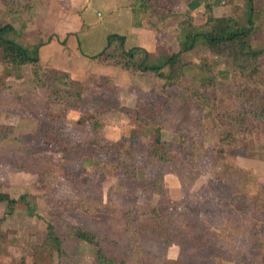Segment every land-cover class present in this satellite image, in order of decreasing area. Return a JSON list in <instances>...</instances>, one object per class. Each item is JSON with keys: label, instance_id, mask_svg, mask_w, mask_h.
I'll return each instance as SVG.
<instances>
[{"label": "rangeland", "instance_id": "rangeland-1", "mask_svg": "<svg viewBox=\"0 0 264 264\" xmlns=\"http://www.w3.org/2000/svg\"><path fill=\"white\" fill-rule=\"evenodd\" d=\"M32 1L0 0V27L6 24L3 23L6 19L4 11L5 14L28 12L32 17ZM169 1L173 2L171 17L164 24L166 30L158 34L170 31L176 39L179 24L185 18L186 0ZM96 4L83 13L89 22V40L94 43H98L102 32L111 30L107 25L109 12ZM202 12V8L193 12L194 22L199 26L205 22ZM234 18L245 22L244 14L239 11L234 12ZM77 20L71 17L72 24ZM65 21L67 18L61 23ZM260 27L264 29V25ZM23 35L21 29H15L8 38L26 47H39L40 43L27 44ZM254 37L262 42L255 44L250 40L253 47L264 49V35H260V39L258 35ZM80 39L83 44L85 38ZM127 41L126 47L131 48V39ZM106 44L107 38L105 47ZM203 50L196 47L186 52L183 62L197 68L202 58L212 57ZM1 56L0 49V126L8 131L5 136L0 134V192L8 194L17 203L0 202V231L7 236L1 248L0 264H91L96 249L75 240L70 228L89 225L92 222L89 212L94 211L93 208H99L103 247L113 248L116 255L127 260L126 264H137V259H131L127 251L124 212L131 205H136L142 212L155 210L160 216L172 217L183 237L189 233L191 220H197L200 231L209 235L206 244L197 240L192 248L195 253L186 255L183 247H166L150 241L148 233L136 226L134 228L147 238L145 249L144 246L140 249L141 264H264V120L260 121L247 144L235 149L223 145L213 122L217 112L246 109L234 98L238 76L233 72L231 59L214 57L219 71L214 93L216 101L205 110L180 99H162L158 88L164 81L151 74L126 72L125 82L101 77L88 85L83 95L87 102L82 105L84 111L93 106L94 111L101 107L105 96L110 101L116 98L126 109H133L138 99L156 107L160 100L163 101L164 107L157 120L162 142L167 145L164 161L159 162L151 154L154 145L151 127L135 121L126 111L96 115L94 123L78 124L77 111L58 103L48 104L47 92L35 87L29 66L23 67L19 74L7 75ZM166 70L163 69V73ZM105 78L112 81L114 89L111 85L106 86ZM166 89L168 95L181 94L177 86ZM193 89L201 92L197 85ZM260 103L264 104V92ZM42 126L61 136L67 144L87 143L92 139L133 138L138 180H152L161 169L164 192L154 193L151 198L139 192L132 196L122 178L109 175L97 176L91 184L79 186L78 182L66 177L73 176L74 167L70 166L73 157L62 152L59 144L48 141ZM252 158L259 160L260 167H256L255 173L250 168ZM234 167L248 170V174L234 171ZM48 225H52L59 235H65L62 236L60 254L50 245H44ZM196 236L201 234L196 233ZM217 250H223L229 260L216 257ZM146 251L154 255L151 260L144 258Z\"/></svg>", "mask_w": 264, "mask_h": 264}, {"label": "trees", "instance_id": "trees-1", "mask_svg": "<svg viewBox=\"0 0 264 264\" xmlns=\"http://www.w3.org/2000/svg\"><path fill=\"white\" fill-rule=\"evenodd\" d=\"M31 1V0H30ZM236 0H186L185 18L179 24L178 30V52L167 56L162 62L151 63L150 55L140 48L126 49L125 38L119 35H109L106 47L93 56L92 61L101 66H114L132 75L151 74L160 78L164 84L158 88L162 99L176 98L185 103L195 106L197 109L205 110L214 106L216 97L214 95L218 82L219 71L217 58L231 59L233 72L238 76V83L235 88L234 98L245 105L246 109L239 111H220L216 113L213 122L216 123L220 141L228 148H239L247 144L248 139L253 135L255 129L264 120V104L260 103V97L264 92V49L253 47L250 38L253 32L254 18L257 13L254 9L255 0H241L248 10V20L238 21L234 17L217 18L213 15L216 4L234 5ZM134 25L140 26L138 17L145 18L150 28L160 33L165 31L167 20L172 14L173 2L169 0H128ZM202 7V16L205 22L197 25L194 22L193 12ZM20 12L10 11L8 15ZM260 14L258 13V16ZM14 28L8 23L0 27V49L2 51V67L7 75L19 74L21 69L29 66L34 77L35 87L47 92L48 104L58 103L64 107L79 113L78 124L87 122L94 123L96 115L112 111L125 112L134 116V120L141 122L152 129L153 148L151 154L159 161H164L166 142H162L160 123L158 117L164 103L160 100L159 107L147 105L138 99L133 109H126L118 104V100L110 101L103 99L101 107H94L85 110L86 105L84 93L88 85L101 77L90 76L86 81L73 80L66 72L44 68L38 58V47H26L8 38L14 32ZM201 48L211 54V58H202L197 68L182 60V54L194 48ZM167 69L163 73V69ZM107 85L112 86V81L104 79ZM198 86L201 92H196L193 87ZM177 86L181 94L168 95V87ZM114 89V87L112 88ZM49 106V105H48ZM47 106V107H48ZM46 107V108H47ZM45 108V109H46ZM94 111V113H92ZM8 128L0 126V134L4 136ZM47 140L59 144L62 152L73 157L70 166L74 167L73 176L69 179L81 185H89L97 176L109 175L115 179L122 178L126 189L132 196L138 192L144 197L151 198L154 193H163V170H157L154 179L140 181L136 175L134 165V139L120 138L116 141L92 139L87 143H66L61 136L54 134L46 126H42ZM101 167L102 170L99 168ZM234 171L248 174V170L234 167ZM23 197H20L22 200ZM0 202H7L9 205L17 203L8 194L0 192ZM66 204V203H65ZM127 208L124 212L127 227V251L131 259H137V264L142 263V252L145 249L147 238L142 236L134 227L141 226L142 232H147L149 240L160 245L170 247H183L186 255L194 254L193 247L198 243L206 244L209 236L199 229L197 220H191V228L188 234L181 235L179 228L175 225L172 217L160 216L155 210L142 212L136 205ZM91 210V221L89 225L80 228L72 227L71 236L80 242L87 243L96 249L94 261L91 264H126L124 258L116 255L113 248H104L102 245V231L98 219V209ZM131 223V224H130ZM196 233L201 236L197 237ZM62 236L56 233L52 225H48L47 237L44 245L50 247L60 254L62 252ZM6 234L0 231V253L6 241ZM137 246L132 247L134 244ZM193 251V252H192ZM147 260L154 256L151 252L143 255ZM216 257L222 260H229V256L223 250H217Z\"/></svg>", "mask_w": 264, "mask_h": 264}, {"label": "crops", "instance_id": "crops-1", "mask_svg": "<svg viewBox=\"0 0 264 264\" xmlns=\"http://www.w3.org/2000/svg\"><path fill=\"white\" fill-rule=\"evenodd\" d=\"M93 4L105 10L107 9V12H109L107 25L110 26L111 30L106 29V32H102L98 38V43L89 40V31L87 29L89 22L83 16L84 11L89 6H93ZM30 5L33 8L31 10L33 13L32 17L28 15V12L8 15L4 11L3 16L6 19H4L5 22L3 21V23H9L14 29H21V32H24L23 38L27 44L35 46V44L40 43L38 58L42 67L66 72L73 80L79 82L86 81L91 75L111 77L113 80L118 79L125 82L126 71L114 66L98 65L91 59L103 51L106 38L112 34L125 38L126 49L140 48L146 51L150 55L152 64L162 62L167 56L178 52L177 38L173 39L170 31L159 35L150 28L147 20L141 17H138L141 25H134V15L128 0H33ZM200 8L195 11L198 12ZM254 9L257 16L253 22L257 23V29L256 31L253 29L254 32H252L250 40L253 41H251L252 43L257 44L262 42L260 35H264V29L260 27L264 25V0H255ZM235 11H239V14H244V21L248 20L249 10L243 1L238 0L231 6H225L223 3L216 4L213 9V15L217 18L234 17ZM258 13L260 14L259 16ZM98 15L96 13V16ZM71 17L74 20L78 19V22L75 21L72 24ZM0 18L1 22L2 17ZM65 18H67V21L62 24L61 22ZM43 24L45 25L44 30L39 32ZM62 29L64 30L63 32ZM255 35L256 37L258 35L260 40L253 39ZM80 37L85 38L83 44ZM128 38L131 39L129 45L131 48L126 47ZM203 52L205 51L203 50ZM184 55L186 53L182 54V57ZM116 75L118 76L115 77ZM134 104H136V100ZM258 161L255 158L251 160L250 168L254 169V173L257 171L256 167H260L258 166Z\"/></svg>", "mask_w": 264, "mask_h": 264}]
</instances>
